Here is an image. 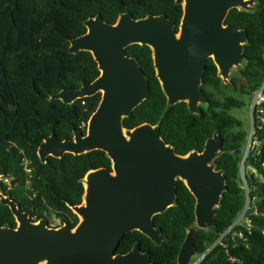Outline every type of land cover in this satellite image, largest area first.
Returning <instances> with one entry per match:
<instances>
[{
	"label": "trees",
	"instance_id": "obj_1",
	"mask_svg": "<svg viewBox=\"0 0 264 264\" xmlns=\"http://www.w3.org/2000/svg\"><path fill=\"white\" fill-rule=\"evenodd\" d=\"M122 12L133 18L166 14L177 29L183 10L175 0H0V186L34 221L54 215L74 227L79 218L69 204L82 201L83 177L91 169L111 167V160L100 149L65 153L62 158L48 156L43 163L37 148L51 132L60 140L71 138L75 130L85 133L100 92L70 104L50 100V96L64 88H78L82 80L92 81L100 73L91 52H68L70 39L86 30L83 21L100 14L104 21L115 23ZM225 23L246 30L245 63L224 84L208 59L201 86L208 102L201 105L199 114H191L184 101L167 105L148 45L126 47L147 77L149 93L123 119V126L158 124L161 137L181 155L201 151L206 139L217 131L223 144L214 164L224 170L227 189L215 208V225L195 231L196 254L206 252L233 224L247 199L250 227L236 225L232 232L236 235L225 237L198 264H264V113L253 123L257 147L244 160L248 131L231 113L248 105L264 81V0H256L251 10L231 8ZM242 160L247 190L240 175ZM176 193L175 204L153 217L162 229V243L156 245L133 230L121 239L117 252L125 253L139 241L152 262L175 264L186 230L193 226L195 205L194 196L180 179ZM0 226H16L9 207L1 202Z\"/></svg>",
	"mask_w": 264,
	"mask_h": 264
},
{
	"label": "water",
	"instance_id": "obj_2",
	"mask_svg": "<svg viewBox=\"0 0 264 264\" xmlns=\"http://www.w3.org/2000/svg\"><path fill=\"white\" fill-rule=\"evenodd\" d=\"M255 2L175 0L183 10L177 29L166 14L133 18L122 12L115 23L97 14L83 21L86 30L70 39L68 52H91L100 73L92 81L82 80L78 88L61 89L50 100L70 104L100 92V101L85 133L75 130L71 138L60 140L51 132L39 144L37 155L44 163L48 156L100 149L111 167L91 169L83 177L82 201L69 204L79 218L74 227L67 223L50 227L45 217L32 220L29 211L21 210L0 186V202L16 221L15 227L0 226V264H157L139 241L125 253L117 252V246L133 230L156 245L162 243V229L153 217L175 204L178 179L194 196L195 205L193 226L186 230L175 264L191 263L196 255L195 231L215 225V208L227 189L224 170L214 164L223 138L215 131L201 151L181 155L161 137L158 124L125 128L123 119L149 93V81L126 47L148 45L167 105L184 101L191 114H199L208 102L201 88L208 59L223 83L230 81L233 67L245 63L248 34L226 24L227 14L231 8L251 10Z\"/></svg>",
	"mask_w": 264,
	"mask_h": 264
},
{
	"label": "built area",
	"instance_id": "obj_3",
	"mask_svg": "<svg viewBox=\"0 0 264 264\" xmlns=\"http://www.w3.org/2000/svg\"><path fill=\"white\" fill-rule=\"evenodd\" d=\"M248 106H249V109H250V112H251L252 127H253V129H251V131H250V139L253 140V138H255V137H253V134H254V125H253L254 119H255V117L262 118L263 117V113H264V81L262 82L260 87L254 92V94L250 98ZM253 142H257L256 138H255V140H253ZM243 160H244V158H243ZM243 160H242L241 165H240V175H241V178H242V181H243V185L246 188V181H245L244 172H243ZM246 190H247V188H246ZM248 208H249V200L247 199L243 209L241 210L240 214L238 215L236 220L233 222V224L227 230H225L222 234L219 235L218 239L209 247L208 250H206V252L211 250L216 244L222 243V241L228 235H230L231 237L236 235V233H232L233 229H234V227L236 225L244 224L247 228L250 227L249 219L247 218V215H246ZM47 221H48V226H50V227H56V226H59V225L62 224L59 219L54 221L51 218H47ZM237 234L241 236V233H237ZM206 252H204V253H202L200 255L196 254L197 258L191 264H198L203 259V257L205 256Z\"/></svg>",
	"mask_w": 264,
	"mask_h": 264
},
{
	"label": "rangeland",
	"instance_id": "obj_4",
	"mask_svg": "<svg viewBox=\"0 0 264 264\" xmlns=\"http://www.w3.org/2000/svg\"><path fill=\"white\" fill-rule=\"evenodd\" d=\"M242 66L243 65L233 67L230 70V75L232 76V75L236 74V71L238 70V68H240ZM228 82H230V81L227 80L226 82H224V84H226ZM227 93H231V94H234L236 96L235 92H233V91H231V92L230 91H227ZM247 97H249V96H247ZM245 101H248V98H246ZM248 105H249V103H248ZM248 105L246 104L242 108H239V109H235L234 108V109L231 110V113L233 115H235L237 118H239V119L242 120V122L244 124V128H246L247 131H248L247 141H246L245 146H244L243 158H246V156L249 154V152L251 151V149L257 147V142H253V140L250 139V131H251V129H253V127H252L251 112H250V109H249V106ZM243 172H245V165L244 164H243ZM4 182L9 185V181L8 180H4ZM50 217L54 221L57 220V218L54 215H51ZM196 258H197V256L195 255L191 259V263L194 262L196 260Z\"/></svg>",
	"mask_w": 264,
	"mask_h": 264
}]
</instances>
